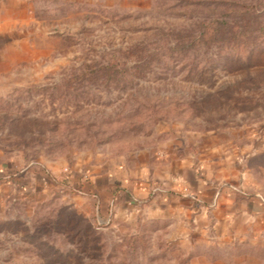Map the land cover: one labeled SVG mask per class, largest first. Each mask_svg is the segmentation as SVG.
<instances>
[{"label":"rangeland","instance_id":"rangeland-1","mask_svg":"<svg viewBox=\"0 0 264 264\" xmlns=\"http://www.w3.org/2000/svg\"><path fill=\"white\" fill-rule=\"evenodd\" d=\"M167 143L202 199L127 207ZM0 264H264V0H4Z\"/></svg>","mask_w":264,"mask_h":264},{"label":"crops","instance_id":"crops-1","mask_svg":"<svg viewBox=\"0 0 264 264\" xmlns=\"http://www.w3.org/2000/svg\"><path fill=\"white\" fill-rule=\"evenodd\" d=\"M3 1L0 0V7ZM167 145L165 150H161L165 151L164 156L156 159L155 169L152 173L147 170H140L132 175L133 178L136 177L135 180L123 181L121 184V191L128 195L124 201L128 205L127 207L133 205L131 201L144 203L152 200L153 205L155 203L178 204L179 195L189 198V194L181 192L182 190L189 192V189L202 199L205 181L209 178L207 160L201 159L199 167H193V165H189V151L185 154L181 153L182 145L180 143H167ZM185 148L189 150L187 143H185ZM201 154L202 152L199 150L198 156ZM120 201L121 199H119Z\"/></svg>","mask_w":264,"mask_h":264}]
</instances>
